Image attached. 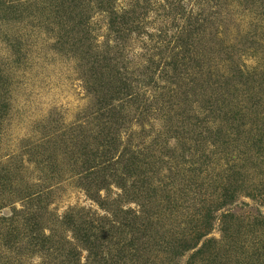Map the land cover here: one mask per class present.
<instances>
[{
    "label": "rangeland",
    "instance_id": "1",
    "mask_svg": "<svg viewBox=\"0 0 264 264\" xmlns=\"http://www.w3.org/2000/svg\"><path fill=\"white\" fill-rule=\"evenodd\" d=\"M193 1L202 18L216 23V28L207 24L205 39L198 46L205 58L203 75L192 90L184 89L189 100L185 101L180 91L171 94L177 97L172 116L177 125L187 123L186 129L181 127L187 139L193 141L198 131L204 141L190 148L179 144L177 149L187 158L177 164L170 162L159 176L152 177L155 184L157 180L160 184L174 182L178 217L166 213L165 222L176 230L186 226L187 217L204 214L214 200L220 201L224 186L237 179L235 186L240 191L229 209L241 217L239 223L245 227L240 230L242 249L231 251L233 243L223 239L217 223L206 237L216 240L208 249L217 260L210 258L213 262H208L206 253L194 259L184 254L176 264H248L254 254L252 263L264 264V227L248 225L264 212V0ZM77 3L0 0V264H62L67 257L64 251L56 255L34 247L26 222L32 212L41 215L47 234L55 229L56 238L63 242L72 235L66 231V217L104 215L101 206L109 210L105 203L99 205L91 198L101 179L98 172L90 173L86 168L102 144L95 119L100 110L97 99L105 98L112 88L104 91L94 77L93 57L85 34L77 26ZM97 18L92 29L100 43L107 36L106 23ZM214 30V41H223L222 45L209 41ZM149 45L147 33L132 36L127 44L128 61H133L128 65L131 73L144 63L142 56ZM235 67L241 70L240 81L231 72ZM87 78H92L90 89H86ZM223 81L228 88L221 89ZM211 97L217 101L214 108L229 118L238 114L236 120L224 121L219 111L209 115L204 106ZM204 115L209 117L207 124L200 125L203 131L193 129L187 118ZM131 116L133 125L134 113ZM151 116L143 119L148 124L146 136L155 135L163 124ZM133 130L141 131L136 125ZM170 142L174 147L175 141ZM163 152L168 153L166 149ZM111 190L108 203L116 201L120 193L113 185ZM251 190L256 194L254 199L246 193ZM100 194L106 196L105 191ZM162 194L158 191L159 199ZM11 229L16 232L8 238L6 232ZM158 249L152 253L158 257H151L147 264H166L162 249ZM80 252L82 263H86L88 252ZM131 259L127 256L120 264L143 263Z\"/></svg>",
    "mask_w": 264,
    "mask_h": 264
},
{
    "label": "trees",
    "instance_id": "2",
    "mask_svg": "<svg viewBox=\"0 0 264 264\" xmlns=\"http://www.w3.org/2000/svg\"><path fill=\"white\" fill-rule=\"evenodd\" d=\"M74 6L78 10L77 26L85 34L87 50L93 57L92 64L96 68L94 77L100 81L104 91L112 88L105 98L97 99L100 110H97L95 119L99 121L98 136L102 144L94 151V158L86 168L90 173L98 172L97 177L101 179L96 194L89 195L99 205L105 203L109 210L101 206L106 212L104 215L66 217V231L72 235L71 240L66 236L63 242L56 238L55 229H49L47 234L40 222L41 215L37 211L32 212L26 222L34 247H38V251H52L56 255L64 251L63 256L67 257L62 264H120L127 256L147 264L151 262V257H158L152 256L157 246L162 249L166 264H176L175 260L184 254H191L190 258L194 259L205 253L208 262H213L217 260V255H212L208 248L216 240L206 237L218 223L223 239L233 243L231 251L235 252L239 247L242 249L240 230L245 227L239 223L241 217L229 209L240 191L235 186L237 179H231L224 186L220 201L214 200L204 214L187 217L186 226L176 230L166 226L165 222L166 213L168 217H178L180 206L177 205L178 193L174 182L171 179L170 184H160L161 181L157 180L159 183L155 184L156 179L152 177L159 176L163 167L170 162L177 164L187 158L183 151L177 149L179 144L182 148H190L192 144L197 146V143L204 141L198 131L195 132L196 138L190 141L184 134L187 123L175 124L176 117L172 113L177 97L171 94L180 91L185 101L189 100L187 91L192 90L198 77L203 75L205 58L198 46L205 39L206 25L215 29L216 23L202 18L193 0H78ZM95 16L106 23L107 36L100 43L98 34L92 29V24H97L93 22ZM215 31L210 34L216 35ZM142 33H147L150 45L142 56L144 63L132 71L137 75L131 77L128 65L133 61H128L127 44L133 35L141 37ZM214 40L212 35L209 40L212 44H223V41ZM192 70L194 73L190 74ZM231 72L240 81L241 70L235 67ZM207 76L211 79L212 74L208 73ZM91 79H85L86 89L92 87ZM206 81L210 82L209 79ZM223 82L221 89L228 88L227 81ZM215 100L211 97L205 102V111H209V115L219 111L224 121H235L238 114L227 117L226 112L214 108ZM133 113L135 124L131 125ZM149 114L157 116L151 117L163 124L155 135L146 136L144 129L148 124L143 119L150 117ZM209 115L192 117L193 123L189 117L187 119L193 129L200 127L203 131L200 125L207 124ZM134 125L140 128L141 135V131H132ZM183 126L185 128L181 129ZM167 137L175 141L174 147H170L172 143ZM164 149L168 153H164ZM112 185L120 193L116 201L108 203ZM101 191L106 192L105 197L101 196ZM158 191H162V199H159ZM246 193L256 198L253 190ZM130 203L135 207L124 208ZM218 212L221 214L217 215ZM248 225L256 229L264 227V212L254 216L253 223ZM15 232V229H11L6 232V237L13 236ZM80 249L88 252L86 263H82ZM254 257L255 254L248 264H254Z\"/></svg>",
    "mask_w": 264,
    "mask_h": 264
}]
</instances>
